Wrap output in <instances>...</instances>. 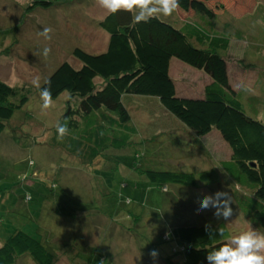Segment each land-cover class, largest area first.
<instances>
[{"label": "rangeland", "instance_id": "374dc122", "mask_svg": "<svg viewBox=\"0 0 264 264\" xmlns=\"http://www.w3.org/2000/svg\"><path fill=\"white\" fill-rule=\"evenodd\" d=\"M51 1L57 3L30 9L32 0H0V80L33 86V78L38 77L41 83L64 60L76 66L78 62L71 54L73 47L87 52L105 48L107 34L98 21L107 10L97 0ZM256 2L249 12L224 5L222 11L208 20L214 24L212 31L230 37L228 49L219 53L227 60L229 79L239 89L243 110L253 116L250 110L257 108L256 116L264 123V0ZM182 16L173 13L169 17L178 25L184 19ZM44 28L51 29L50 40L39 35ZM45 48L51 49L48 55H44ZM174 61L180 66L172 62L170 69L176 89L186 95L197 94L207 76L201 70ZM132 97L139 98H131L128 104L132 107L131 124L136 132L133 141L109 150L112 158L100 164V170L49 142L63 112L65 92L52 98V107L46 110H42L40 91L33 92L5 123L0 134V202L4 198L7 201L1 207L7 209L6 202H12L13 198L22 214L27 206L35 211L41 206L40 229L33 220L25 229L40 235L54 253L53 264H163L159 254L170 253L175 242L160 240V233L170 227L172 219L180 223L196 220L207 225L223 221L229 237L252 229L259 232L232 201L233 214L226 221L214 214L213 207L200 210L198 201L205 194L226 192L230 196V184L224 181L192 189L170 183L169 195L151 187L146 200L134 193L151 184L143 185V175L128 168L126 160L134 159L140 168L167 169L176 164L179 165L176 168L192 172L228 158L229 148L216 129L202 137L198 147L176 146L175 141L166 143L169 135L159 133L171 127L181 131L185 126L163 110L155 98L151 99L153 104L146 101V95ZM154 121H158L156 126L152 124ZM182 135L183 141L189 140L188 133ZM52 182L55 188L50 187ZM133 185L135 189H131ZM37 187L43 191L38 193ZM126 195L131 202L124 198ZM27 196L30 200L24 201ZM158 198L168 200L162 205ZM80 210H85L82 216L74 218L73 211ZM153 250L157 253L155 257L149 255ZM14 264L35 263L23 254Z\"/></svg>", "mask_w": 264, "mask_h": 264}, {"label": "trees", "instance_id": "16d2710c", "mask_svg": "<svg viewBox=\"0 0 264 264\" xmlns=\"http://www.w3.org/2000/svg\"><path fill=\"white\" fill-rule=\"evenodd\" d=\"M55 3L32 0L30 9L35 6L48 8ZM256 3V0H179L177 14L184 18L180 19L179 26L164 15L134 24L133 14L129 12H107L98 21L99 27L107 34L105 48L87 52L79 46L73 47L71 54L78 64L75 66L64 60L40 83L41 88L50 85L52 98L66 93L58 123L67 122L69 131L59 140L57 128H53L50 144L60 146L82 163L92 164L100 170L98 166L112 158L109 150L127 146L136 134L131 124L132 107L128 104L131 98H139L132 95H146V101L153 104L151 99L155 98L163 110L173 114L185 126L180 128L182 132L171 127L159 133L169 135L166 143L175 141L176 146L194 144L198 147L201 138L216 129L229 148V156L217 165L192 172L180 170L176 164L167 169L140 168L134 164V159L131 162L126 160L128 168L143 175V185L151 184L134 193L138 192L140 198L146 200L151 187L158 193L169 195L170 183L192 189L211 187L224 181L230 184L231 201L243 218L264 233V123L256 116L257 108L250 110L253 116L243 110L239 89L236 90L229 79L227 60L219 53L228 49L230 37L212 31L214 24L208 20L222 11L224 5L249 12ZM172 58L201 70L207 76L208 82L200 95L186 96L176 89L175 80L169 73ZM37 90L27 84H9L0 80V134L14 111ZM165 118L172 124L168 117ZM152 124L156 126L158 121ZM172 132L180 135L173 136ZM182 133H188L189 140L183 141ZM50 187L55 188L56 184L52 182ZM42 189L37 187L36 191L40 193ZM131 189H135L134 185ZM124 198L131 200L127 195ZM23 199L30 200L28 196ZM158 199L162 205L168 200ZM40 207L35 211L27 206L25 213L19 212V216H23L19 217L21 223L12 228L0 243V264H14L23 254L35 264L54 263V253L40 235L30 234L25 229L32 220L40 229L39 223L43 222L40 221ZM82 211L85 210L73 211L74 218L82 216ZM219 227L224 230L223 236L218 233ZM164 230L160 233V240H174L175 243L170 253L159 254L163 264H207L208 251L221 247L229 238L223 221L207 225L196 220L180 223L172 219L170 227Z\"/></svg>", "mask_w": 264, "mask_h": 264}, {"label": "clouds", "instance_id": "9594fccd", "mask_svg": "<svg viewBox=\"0 0 264 264\" xmlns=\"http://www.w3.org/2000/svg\"><path fill=\"white\" fill-rule=\"evenodd\" d=\"M98 4L107 10L109 14L118 11H126L133 14V23L148 22L158 15L170 16L179 7V0H97ZM51 29L44 28L39 35L50 40ZM50 48L44 49V55L50 53ZM32 85L40 90L43 101L42 110L52 107V93L50 85L41 88L39 78H33ZM57 139L62 140L68 134L67 122L58 123ZM222 197V199H218ZM200 210L213 207L218 218L223 217L226 221L232 214L231 198L226 192H218L215 195H203L199 201ZM220 236L224 235L223 228H218ZM214 235V233H210ZM155 257L156 251L149 253ZM207 264H264V233L255 229L244 231L235 236H230L219 248L208 251L206 256Z\"/></svg>", "mask_w": 264, "mask_h": 264}, {"label": "crops", "instance_id": "0c3cea01", "mask_svg": "<svg viewBox=\"0 0 264 264\" xmlns=\"http://www.w3.org/2000/svg\"><path fill=\"white\" fill-rule=\"evenodd\" d=\"M173 13H175L177 15V9ZM174 60H176V59L172 58L171 61H170L169 73H170L172 62H174V64L177 65V67H180L177 64V62H175ZM176 61H178V60H176ZM205 79H206V81H205V83L203 85H201L200 91H197V94H192L191 96L200 95L201 94L203 86L208 82V78H205ZM184 94L186 95V93H184ZM186 96H188V95H186ZM5 201H7V199L4 198L0 202V243L6 237V235L12 230V228L16 227L17 225H19L21 223L20 220H19V215H20L19 209L20 208H17V201L15 203L14 202V198H13L12 202H6V206L9 205V207H8V209H6V211L4 210L5 208L4 209L1 208L2 203H5ZM3 212L7 213L8 216H4Z\"/></svg>", "mask_w": 264, "mask_h": 264}]
</instances>
